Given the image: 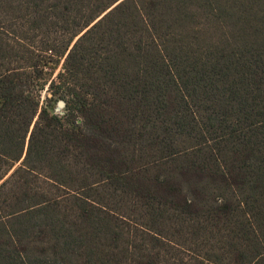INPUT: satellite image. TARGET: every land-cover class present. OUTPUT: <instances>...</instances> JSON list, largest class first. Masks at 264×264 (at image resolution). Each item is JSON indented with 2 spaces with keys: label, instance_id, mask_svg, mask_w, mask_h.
Returning a JSON list of instances; mask_svg holds the SVG:
<instances>
[{
  "label": "trees",
  "instance_id": "1",
  "mask_svg": "<svg viewBox=\"0 0 264 264\" xmlns=\"http://www.w3.org/2000/svg\"><path fill=\"white\" fill-rule=\"evenodd\" d=\"M0 264H264V0H0Z\"/></svg>",
  "mask_w": 264,
  "mask_h": 264
},
{
  "label": "rangeland",
  "instance_id": "2",
  "mask_svg": "<svg viewBox=\"0 0 264 264\" xmlns=\"http://www.w3.org/2000/svg\"><path fill=\"white\" fill-rule=\"evenodd\" d=\"M61 64H59L56 69L53 71L52 77H55L56 74L60 71ZM52 93L50 92L48 83L45 85V87L40 91V103H45L47 98L51 97ZM53 110L57 113L62 114L65 106V102L61 99H56L55 102H52Z\"/></svg>",
  "mask_w": 264,
  "mask_h": 264
}]
</instances>
